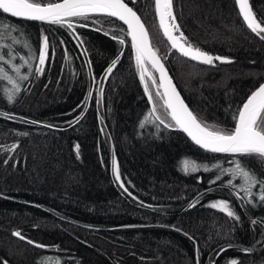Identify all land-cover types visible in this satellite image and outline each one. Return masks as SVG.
Returning <instances> with one entry per match:
<instances>
[{
    "label": "trees",
    "instance_id": "trees-1",
    "mask_svg": "<svg viewBox=\"0 0 264 264\" xmlns=\"http://www.w3.org/2000/svg\"><path fill=\"white\" fill-rule=\"evenodd\" d=\"M125 2L140 15L188 107L210 124L232 128L237 107L264 82V40L246 28L234 0H173L188 41L232 61L213 65L194 64L171 49L158 28L153 0ZM250 3L257 19L264 21V0ZM0 20L23 33L9 32L0 39V44L11 45L6 60L15 57L0 66L22 88L10 103L7 93L12 85L0 79V112L12 117L0 116V258L8 264H37L42 257L59 264H230L232 259L264 264L259 189L253 190V207L236 197L238 188L227 186L228 176L210 183L216 169L186 174L181 167L188 158L229 168L238 157L207 153L179 130L163 125L159 130L152 123L140 127L152 103L123 24L90 16L72 18L74 29H69L15 20L1 11ZM111 35L124 36L125 45ZM43 36L49 39L44 74L35 73L38 61L31 60L32 75L19 80L12 64H22L20 57L27 59L31 53L13 40L26 38L38 55ZM119 51L123 56L105 76ZM20 74H27V65ZM152 90L155 93V86ZM155 102L163 113L162 101L156 97ZM82 112L80 122L70 126L68 121ZM13 145L18 147L10 151ZM113 155L131 196L114 178ZM251 167L259 172L257 164ZM221 199L230 202L238 221L209 206ZM17 230L47 247L20 240L12 234Z\"/></svg>",
    "mask_w": 264,
    "mask_h": 264
},
{
    "label": "snow or ice",
    "instance_id": "snow-or-ice-1",
    "mask_svg": "<svg viewBox=\"0 0 264 264\" xmlns=\"http://www.w3.org/2000/svg\"><path fill=\"white\" fill-rule=\"evenodd\" d=\"M234 2L238 6V14L242 17L246 28L256 34L261 40H264V21L257 19L250 0H234ZM153 4L158 19V28L162 31L163 36L166 37L171 49L177 50L183 57L205 65H213L216 61L220 63L232 62L227 57L213 56L199 47L193 46L188 41L177 22L173 0H153ZM0 11L4 14H10L11 17L47 22L66 26L69 29H74L72 18L87 20L92 14H103L122 21L127 26L126 36L131 38V48L135 52V66L140 81L143 83L144 92L152 103L151 110L140 127L143 128L145 123H152L159 130L160 126L163 125L164 129H176L186 133L195 145H198L206 152L226 153L238 157L231 161L234 166L229 168H225L219 163L212 164L210 167L208 164L197 163V161L188 158L181 161V167L186 174L200 172L201 170L203 172H211L216 169L218 174L210 183L220 180L221 176H228L227 186L229 188H238L239 190L235 193L236 197L243 201L244 204L253 207L257 206L256 194L253 190L258 188V204L264 207V83L250 91L246 101L241 106H238L237 111L233 114L234 126L230 129H225L217 124H210L202 118H198L197 114L188 107L169 76L162 62L163 57L158 54V49L153 47L149 31L140 15L125 0H59V2L0 0ZM79 26L86 27L87 25L80 24ZM99 30L97 29V31ZM121 31L123 32L124 30L121 29ZM9 32H17L23 35L22 31L15 25L0 20V39ZM105 35H109V33L105 32ZM111 38L122 47L126 43L124 36L111 35ZM13 43H22L31 53L27 59L24 56L20 57V60L23 61L22 64H12V71L17 74L19 80H28L30 75H32L31 60L38 61L35 73L43 75L46 61L49 58L48 37L43 36L42 48L39 50L38 55L32 52L31 45L26 38L21 40L17 37L13 40ZM10 47L11 45L0 44V64L12 63V60L15 59L13 56L6 60V56H8L7 50ZM122 56L123 51H119L106 68L105 76L112 74ZM88 63L89 71L91 72V62L89 61ZM25 65H27V74L21 75V69ZM153 70L159 73L158 77L153 74ZM0 79L7 80L12 85L11 89L8 90L7 100L10 103L13 102L16 95L22 91L21 84L12 75H9L3 66H0ZM92 79L94 80L95 77L92 76ZM152 86H155V93L152 90ZM91 95L92 93L89 91L85 104L91 98ZM100 95L103 97L102 89ZM156 97L162 101L163 113L158 111L155 102ZM83 115L84 113L82 112L74 120L68 121V124L72 126L79 123ZM0 116L12 118L7 113L2 112H0ZM25 122L38 123L37 121ZM46 126L54 127L53 125ZM22 135H27V133H22ZM16 147L18 145H13L9 150H14ZM79 147V144L74 145L77 157H79ZM4 163L6 164L7 160ZM253 163L258 165L259 172L251 167ZM112 172L123 191L131 196L132 194L128 192V189L124 186V181L121 179L115 155L112 157ZM234 180H239L241 183H234ZM211 190V188L208 189V191ZM241 192L244 194L243 196L240 195ZM198 202L199 200L191 203L189 207H195ZM209 206L226 213L229 218L237 221L240 219L239 215L230 207L229 201L221 199L212 202ZM252 223H256V221H252ZM12 234L20 240H27L19 230L14 231ZM185 235L188 234L185 233ZM189 238L191 239V237ZM27 243L34 245L36 248L47 247L32 240H27ZM228 247L231 248L233 245L229 244ZM226 250L221 249V251ZM241 250L244 252L251 251L248 248ZM0 264H8V262L0 258ZM37 264H59V261L50 257H42ZM197 264H199L198 260ZM230 264H238V262L232 259Z\"/></svg>",
    "mask_w": 264,
    "mask_h": 264
},
{
    "label": "water",
    "instance_id": "water-1",
    "mask_svg": "<svg viewBox=\"0 0 264 264\" xmlns=\"http://www.w3.org/2000/svg\"><path fill=\"white\" fill-rule=\"evenodd\" d=\"M1 12H2V11H1ZM5 15L9 16V17L12 18V19L19 20V21H24V22H31V23H47V22H41V21H30V20H27V19H24V18L11 17L10 14H5ZM91 16H102V17H107V16H105V15H103V14H92ZM107 18L114 19V20L120 22L121 24H123V22H122V21H119L117 18H114V17H107ZM157 20H158V19H157ZM123 25H124V24H123ZM124 27L127 29V26H126V25H124ZM161 32H162V31H161ZM164 38H165V40L167 41L166 37H164ZM129 39H130V41H131V38H130V37H129ZM167 43L169 44L168 41H167ZM169 46H170V44H169ZM172 50H173L174 52H176L177 54H179L180 56H182L177 50H174V49H172ZM182 57H183V56H182ZM183 58H185L186 60H188V61H190V62H192V63H194V64L202 65V63L197 62V61H192L190 58H187V57H183ZM162 62H163V61H162ZM163 63H164V62H163ZM164 65H165V64H164ZM165 68H166V70H167L169 76L172 78V81H173V83L175 84L177 90L180 92L181 97H182L183 100L185 101V99H184V97H183V95H182L180 89L178 88V86H177L175 80L173 79V77H172V75L170 74L169 70L167 69L166 65H165ZM153 71H154V70H153ZM154 73L156 74L157 77L159 76V73H158V72H155V71H154ZM263 83H264V82H263ZM185 103H186V101H185ZM186 104H187V103H186ZM180 132L183 133L182 131H180ZM183 134L186 136V138H187L192 144H194V142L191 141L190 137H188L186 133H183ZM194 145H195V144H194ZM195 146L198 147V148H200L198 145H195ZM200 149H201V148H200ZM201 150H203V149H201ZM203 151H205V150H203ZM205 152H206V151H205ZM208 153H210V152H208ZM211 154H219V155H220V154H226V153H211Z\"/></svg>",
    "mask_w": 264,
    "mask_h": 264
},
{
    "label": "bare ground",
    "instance_id": "bare-ground-1",
    "mask_svg": "<svg viewBox=\"0 0 264 264\" xmlns=\"http://www.w3.org/2000/svg\"><path fill=\"white\" fill-rule=\"evenodd\" d=\"M203 65V64H202ZM208 153V152H207Z\"/></svg>",
    "mask_w": 264,
    "mask_h": 264
}]
</instances>
